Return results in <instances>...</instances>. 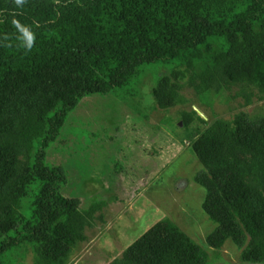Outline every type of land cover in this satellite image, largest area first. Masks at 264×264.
I'll use <instances>...</instances> for the list:
<instances>
[{
  "label": "trees",
  "instance_id": "16d2710c",
  "mask_svg": "<svg viewBox=\"0 0 264 264\" xmlns=\"http://www.w3.org/2000/svg\"><path fill=\"white\" fill-rule=\"evenodd\" d=\"M13 18L35 33L31 51L18 46ZM8 43L0 46V264L22 246L32 248L30 264H71L96 226L106 204L85 208L65 196L64 167L46 162L86 96L132 85L143 66L163 64L171 73L154 91L162 109L187 102L185 86L209 95L242 84L252 88L247 104L264 101V0H27L21 9L0 0V44ZM182 115L186 127L208 123L191 150L205 167L195 178L208 191L204 210L217 224L209 246L232 241L243 261L264 263V111ZM212 262L162 220L108 264Z\"/></svg>",
  "mask_w": 264,
  "mask_h": 264
},
{
  "label": "rangeland",
  "instance_id": "374dc122",
  "mask_svg": "<svg viewBox=\"0 0 264 264\" xmlns=\"http://www.w3.org/2000/svg\"><path fill=\"white\" fill-rule=\"evenodd\" d=\"M170 73L167 65H145L134 84L86 96L48 149L47 164L66 171L65 196L80 199L85 208L106 204L97 214L103 219L87 230L88 240L75 248L71 264H108L162 220L187 232L212 264H264L243 261L244 248L232 241L221 251L209 246L217 224L204 210L208 191L195 178L205 167L191 150L208 123L198 119L186 127L182 115L198 107L211 120L242 111L260 118L264 101L254 96L247 104L252 88L242 84L209 95L185 86L187 102L162 109L154 91ZM32 255L30 246L16 247L3 264H30Z\"/></svg>",
  "mask_w": 264,
  "mask_h": 264
},
{
  "label": "clouds",
  "instance_id": "9594fccd",
  "mask_svg": "<svg viewBox=\"0 0 264 264\" xmlns=\"http://www.w3.org/2000/svg\"><path fill=\"white\" fill-rule=\"evenodd\" d=\"M13 3L17 9H21L27 3V0H13ZM13 27L17 31L16 40L19 41V47H22L25 51H31L36 43V35L27 25L21 23L19 19L13 18L11 21ZM4 40H8L9 37L5 36ZM4 47H12L11 43L0 44Z\"/></svg>",
  "mask_w": 264,
  "mask_h": 264
},
{
  "label": "water",
  "instance_id": "95a60500",
  "mask_svg": "<svg viewBox=\"0 0 264 264\" xmlns=\"http://www.w3.org/2000/svg\"><path fill=\"white\" fill-rule=\"evenodd\" d=\"M195 109L197 110V112H198L203 118L208 119V117L206 116V114H205L202 110H200L198 107H195Z\"/></svg>",
  "mask_w": 264,
  "mask_h": 264
},
{
  "label": "crops",
  "instance_id": "0c3cea01",
  "mask_svg": "<svg viewBox=\"0 0 264 264\" xmlns=\"http://www.w3.org/2000/svg\"><path fill=\"white\" fill-rule=\"evenodd\" d=\"M116 259V258H115ZM113 261V260H112Z\"/></svg>",
  "mask_w": 264,
  "mask_h": 264
}]
</instances>
